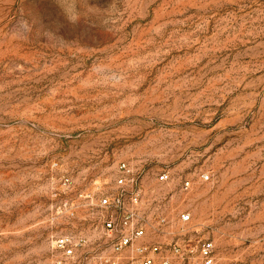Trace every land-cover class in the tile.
Listing matches in <instances>:
<instances>
[{
  "label": "rangeland",
  "instance_id": "obj_1",
  "mask_svg": "<svg viewBox=\"0 0 264 264\" xmlns=\"http://www.w3.org/2000/svg\"><path fill=\"white\" fill-rule=\"evenodd\" d=\"M121 162L154 264L198 238L264 264V0H0V264L116 257Z\"/></svg>",
  "mask_w": 264,
  "mask_h": 264
},
{
  "label": "built area",
  "instance_id": "obj_2",
  "mask_svg": "<svg viewBox=\"0 0 264 264\" xmlns=\"http://www.w3.org/2000/svg\"><path fill=\"white\" fill-rule=\"evenodd\" d=\"M207 180L208 175H202ZM159 181L168 179V171L158 173ZM116 190L111 194L103 195L98 205L104 209L103 226L108 236L112 238V251L117 256L90 260L89 264H154L160 247L157 244L150 246L137 245L135 242L144 235V229L139 225L138 204L141 197V172L135 171L128 163L121 162L117 166L115 179ZM182 190L190 187L188 180L182 182ZM182 222L190 220V214L180 215ZM164 222V219H161ZM83 242L73 241L67 236L55 239L54 246L62 251L64 257H71ZM132 249L135 253L127 263H121L122 252ZM175 255L184 264H216L215 247L210 239L198 238L195 243L181 240L172 245ZM162 264H170L168 259H163Z\"/></svg>",
  "mask_w": 264,
  "mask_h": 264
},
{
  "label": "bare ground",
  "instance_id": "obj_3",
  "mask_svg": "<svg viewBox=\"0 0 264 264\" xmlns=\"http://www.w3.org/2000/svg\"><path fill=\"white\" fill-rule=\"evenodd\" d=\"M125 253V252H124Z\"/></svg>",
  "mask_w": 264,
  "mask_h": 264
}]
</instances>
